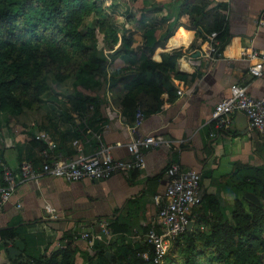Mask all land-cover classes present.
Returning <instances> with one entry per match:
<instances>
[{"label": "crops", "instance_id": "obj_1", "mask_svg": "<svg viewBox=\"0 0 264 264\" xmlns=\"http://www.w3.org/2000/svg\"><path fill=\"white\" fill-rule=\"evenodd\" d=\"M103 1L92 13L95 17L110 13L115 31L131 36L128 51L113 57L101 84L91 89H77L70 98L64 95L65 101L45 97L38 108L8 113L6 119L7 113L0 111V174L3 166L15 167L24 159L38 162L43 153L55 149L64 156L86 155L99 143L110 145L114 157L126 159L124 143L136 106L144 115L139 132L160 135L163 142L145 151L143 166L105 179L41 176L18 184L0 210V227H14L23 242L22 257H36L51 241L63 246L66 237L77 246L76 263L82 261L83 250L95 244L110 251L126 244L137 246L158 205L156 196L164 191L162 172L170 161L197 170L201 197L213 194L227 215L242 192V180H250L256 167L264 169V140L240 111L231 114L233 126L226 129L216 130L211 119L214 103L228 94L231 82L244 85L250 95L264 93V76H252L247 70L254 61L248 51L264 50V0H175V14L182 1L224 5L226 34L217 38L221 56L215 59L208 57L207 33L198 27L176 25L174 34L183 31L176 45L170 44V37L161 38L166 28L172 29V17L162 22L158 17L167 10L148 11V7L171 0ZM178 21L188 23V17L179 16ZM96 36L102 40L100 46L95 43L97 54L105 52L110 58L119 42L108 44L98 31ZM166 62L172 70L162 67ZM136 80L154 81L163 86L162 91L140 90L130 105L122 104L128 86ZM94 93L97 103L84 101L81 109L74 108L79 97ZM36 131L45 133L55 146L34 139ZM212 131L217 133L210 135ZM111 220L124 223L126 230L111 231ZM61 235L65 238L56 239ZM4 246L0 239V264L9 263Z\"/></svg>", "mask_w": 264, "mask_h": 264}, {"label": "trees", "instance_id": "obj_2", "mask_svg": "<svg viewBox=\"0 0 264 264\" xmlns=\"http://www.w3.org/2000/svg\"><path fill=\"white\" fill-rule=\"evenodd\" d=\"M102 3L103 0H0L1 111L12 114L23 108H38L43 101L42 94L48 88L47 73L55 81L72 77L74 91L78 86L85 88L91 70H100L98 72L104 74L113 57L128 51L131 36L115 31L110 22V13L95 17L92 22H85L84 18L97 11ZM162 8L167 11L158 20L163 22L172 17V29L166 28L161 33L163 39L174 34L175 30H172L176 25L192 29L198 27L205 33L214 30L218 39L226 34L224 5L221 3L207 6L206 2L198 4L182 1L175 14V0H171L148 7V11ZM182 15L188 17V23L178 21ZM97 31L103 34L108 44L119 42L110 58L97 54ZM196 33L200 34L199 31ZM142 48L149 51L146 45ZM162 67L173 69L172 64L167 62ZM162 88L161 84L154 81L136 80L128 86L121 103L130 105L140 90L158 93ZM96 96L94 93L92 97H79L74 108L81 109L84 101L97 103ZM256 170L257 173L248 181L242 180L239 187L242 192L254 193L260 203L247 199L241 193L234 198L227 215L213 194L202 195L200 203L193 207L191 227H185L174 236L162 261H152V249L146 243H138L137 246L126 244L122 249H114L110 260L103 254L107 248L95 244L93 248L83 250L82 263L264 264V169L256 167ZM195 223L203 224L205 229L197 227ZM108 225L113 232L126 230L124 223L116 220H111ZM15 238L19 236L13 226L0 227V239L4 245ZM62 238H65L64 235L56 239ZM72 240L66 237L63 246L48 242L36 257L25 258L31 261L30 264H77L74 261L77 246ZM142 250H147L146 258L137 253ZM3 252L9 263L1 264H21L19 262L24 260V249L11 258L5 250Z\"/></svg>", "mask_w": 264, "mask_h": 264}, {"label": "built area", "instance_id": "obj_3", "mask_svg": "<svg viewBox=\"0 0 264 264\" xmlns=\"http://www.w3.org/2000/svg\"><path fill=\"white\" fill-rule=\"evenodd\" d=\"M208 57L221 56L220 42L216 31L207 33ZM248 56L254 61L247 66L252 76H264V50L250 49ZM179 92V90H177ZM240 111L245 115L247 124L264 140V93L258 96L250 95L245 86L233 82L225 97L217 100L212 108L211 119L216 130L226 129L230 123L231 114ZM143 110L136 106L128 126L129 139L124 143L128 158L114 157L110 145L99 143L86 155L68 156L55 149L38 162L21 160L15 167L3 166L0 174V208L9 199L13 189L20 182L36 179L41 176L62 177L66 180L105 179L116 172H129L144 165V153L147 149L163 142L160 135L143 134L139 132L143 119ZM217 131L209 134L213 135ZM34 139H42L50 147L55 144L45 133L35 132ZM166 178L164 191L158 198V205L148 227L142 234L141 243H146L152 249V261L160 262L168 245L174 236L182 231L189 220L193 219V207L200 203L201 174L190 167H182L177 162L170 161L162 172ZM20 203L16 202L15 206ZM88 233L84 232L83 236ZM151 244V245H150ZM141 257H147V250L137 252Z\"/></svg>", "mask_w": 264, "mask_h": 264}, {"label": "rangeland", "instance_id": "obj_4", "mask_svg": "<svg viewBox=\"0 0 264 264\" xmlns=\"http://www.w3.org/2000/svg\"><path fill=\"white\" fill-rule=\"evenodd\" d=\"M103 2H105V1H103ZM136 8L137 9H140L141 7H136ZM95 16L96 15L94 13H92L91 15L85 17L84 20L86 19L85 22H92L93 19L95 18ZM101 41L102 40L100 39V36H97L96 42H98L97 44H99V46H100V42ZM104 44H106V43L104 42ZM101 55L106 56L105 52H104V54H103V52H101ZM98 71H100V70H98ZM98 71H96V70H94V71L91 70L90 71V74L88 76L89 80L86 82V86L87 87L90 86L89 89H91V87L93 86V84H96V83L98 84L99 82L101 84L102 79L105 77L106 72L104 74H101ZM69 78L72 79V77H69ZM46 83H47V87L48 88H47L46 92L44 94H42V98H45V97L46 98H49L50 96H54L56 99H62L63 98L62 101H65L66 99H65L64 95H66L68 98H70L71 96L69 94H73L74 87H73V85L71 86L70 79H68V78L65 79V80L63 79V81H61V82H59V81L57 82V81H55L53 79V76L50 73H47L46 74ZM87 87L82 88V86H78L77 89H81V90H84L85 89L86 90ZM24 109L28 110L27 108H24ZM2 112L7 113L4 116L5 119L6 118H9L8 113L10 114V112H6V111H2ZM2 119L3 118H0V121H2ZM31 129H32V131L34 130L33 127H31ZM241 193L244 194V192H241L240 191V194ZM195 225L197 227L201 228V229H203V227L205 229V226L203 224L195 223ZM84 237H89V236H84ZM169 246H170V244L168 245V248H169ZM22 259H24L25 261L24 260H21L19 263H21V264H30L31 263V261H29L28 259H26L25 256L22 257ZM81 263H82V261L77 262V264H81ZM82 264H84V263H82Z\"/></svg>", "mask_w": 264, "mask_h": 264}, {"label": "water", "instance_id": "obj_5", "mask_svg": "<svg viewBox=\"0 0 264 264\" xmlns=\"http://www.w3.org/2000/svg\"><path fill=\"white\" fill-rule=\"evenodd\" d=\"M240 113H241L242 117L245 118V115L242 112H240ZM232 126H233V124L232 123H229L228 127H232ZM244 196L247 199H249V200H251V201H253L255 203H260L259 198L254 193H252V192L244 191ZM191 225H192V221L189 220L187 222V224H186V228L191 227ZM23 247L24 246H23L22 240L20 238H15L13 241H11L10 244H6L4 246V250H5L6 255L8 257H12V256H15V255H18L19 253H21V251L23 250ZM103 254H104V256H106V258L108 260H110V258H111V251L110 250L106 249L103 252Z\"/></svg>", "mask_w": 264, "mask_h": 264}, {"label": "bare ground", "instance_id": "obj_6", "mask_svg": "<svg viewBox=\"0 0 264 264\" xmlns=\"http://www.w3.org/2000/svg\"><path fill=\"white\" fill-rule=\"evenodd\" d=\"M183 33L182 30H180L177 34L175 33L173 36H171L170 39V44L176 45V42H179V36Z\"/></svg>", "mask_w": 264, "mask_h": 264}]
</instances>
